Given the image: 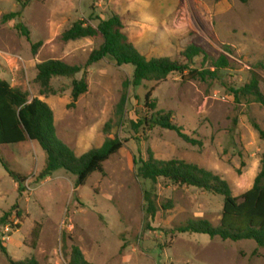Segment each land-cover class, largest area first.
<instances>
[{
    "label": "rangeland",
    "instance_id": "rangeland-1",
    "mask_svg": "<svg viewBox=\"0 0 264 264\" xmlns=\"http://www.w3.org/2000/svg\"><path fill=\"white\" fill-rule=\"evenodd\" d=\"M11 13L20 17L5 23L4 16ZM113 15L121 18L129 41L148 59L183 63L185 50L198 45L212 59L226 54L229 68L220 72V81L172 74L160 83L132 87L122 126H116L115 114L123 83L133 78L130 65L118 67L112 59L92 65L88 92L74 105L73 83L83 72L53 79L54 93L42 96L36 82L38 64L58 60L84 67L103 43L101 36L65 42L63 34L79 21L97 27ZM20 23L29 29L30 41L16 30ZM38 43L41 47L34 53ZM192 67L213 70L202 57ZM253 76L264 93V0H34L26 7L20 0H0V80L26 92L29 100L46 102L59 138L78 156L100 148L108 138L125 142L104 164L105 173L93 174L79 188L76 176L63 169L36 184L46 162L37 143L0 146V157L28 177L27 192L20 197L18 185L0 163V219L16 203L23 213L20 220L13 214L8 225L0 226V241L11 259L70 264L77 246L92 264H264V248L253 241L172 234L192 220L219 226L221 196L160 179L154 186L159 213L155 219L148 217L144 194L153 185L137 176L136 166L152 151L158 160L184 161L220 176L235 197L249 191L264 155V141L252 122L264 131V108L236 105L226 85L241 88ZM152 89L155 112H173L175 123L202 147L160 127H133L132 122L150 118L145 96ZM110 121L113 128L106 133ZM37 225L40 237L34 244ZM0 264H10L1 247Z\"/></svg>",
    "mask_w": 264,
    "mask_h": 264
},
{
    "label": "trees",
    "instance_id": "trees-1",
    "mask_svg": "<svg viewBox=\"0 0 264 264\" xmlns=\"http://www.w3.org/2000/svg\"><path fill=\"white\" fill-rule=\"evenodd\" d=\"M34 0H20L24 7ZM20 17V13L5 15L3 21L10 22ZM16 30L30 41V31L18 24ZM101 36L102 45L94 50L84 67L71 66L62 61L49 60L36 66V82L41 88V95L53 94L51 82L56 78H73L83 72L84 77L80 81H74L72 87L73 105L81 96L88 92L89 68L105 59H112L118 67L130 65L134 68L132 80L123 83V93L116 109L118 122L116 126L123 125L129 91L140 88L144 82L160 83L172 75L180 74L190 80L202 82L221 80L220 72L229 68L230 61L226 54H221L218 59H212L209 54L198 45L189 46L183 53L184 62L174 61L170 58H151L144 56L128 39L124 33V25L118 15H113L107 21H100L97 27L83 21L75 23L72 28L63 34L65 42L77 41L85 38ZM41 43L33 45L36 53ZM199 57L203 63L211 62L212 69H195L193 64ZM229 93L234 97L236 105L243 102L255 103L264 108V93L260 88V81L253 76L249 83L241 88L226 85ZM153 89L145 96V107L150 118L145 116L139 122H132L133 127L154 129L160 127L177 133L185 142L193 146H203L184 133L183 127L175 123L173 112H155L156 102L153 98ZM253 126L264 141V131L254 123ZM113 128L112 121L108 122L105 132L109 133ZM27 141L37 143L46 154L45 167L37 177L36 184L51 177L54 172L63 169L76 176V186H84L88 179L95 173L104 174V164L114 155L120 152L125 142L120 138H108L100 148L92 149L78 156L57 133L55 115L52 108L40 99L29 100V95L19 88L12 87L7 81L0 80V146L18 145ZM0 163L10 178L18 185L20 197L27 192L25 183L28 177L13 171L9 164L0 157ZM137 176L153 187L146 191L144 199L148 217L155 219L159 209L155 200L154 186L160 179L168 180L177 186L197 188L224 198V205L219 226H214L207 220H192L180 225L173 230V235L200 234L207 235L211 240L220 239L234 243L253 241L259 248H264V155L261 162V170L255 179L253 187L240 197H235L229 184L220 176L188 164L180 160H158L152 151H149V159L136 163ZM166 205L164 208L167 209ZM15 214L20 220L23 216L19 203H16L10 212L0 219L1 225H8V219ZM40 237V225H37L32 233L34 244ZM2 252L7 256L10 264H40L35 258L24 261H14L7 249L0 241ZM70 264H92L88 262L81 249L72 248Z\"/></svg>",
    "mask_w": 264,
    "mask_h": 264
}]
</instances>
